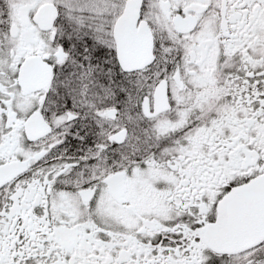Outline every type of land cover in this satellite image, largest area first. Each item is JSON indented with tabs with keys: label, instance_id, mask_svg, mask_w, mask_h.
<instances>
[{
	"label": "snow or ice",
	"instance_id": "obj_1",
	"mask_svg": "<svg viewBox=\"0 0 264 264\" xmlns=\"http://www.w3.org/2000/svg\"><path fill=\"white\" fill-rule=\"evenodd\" d=\"M0 264H264V0H0Z\"/></svg>",
	"mask_w": 264,
	"mask_h": 264
}]
</instances>
